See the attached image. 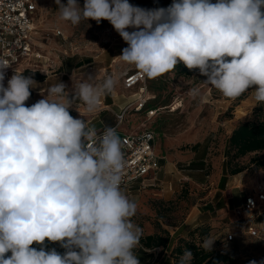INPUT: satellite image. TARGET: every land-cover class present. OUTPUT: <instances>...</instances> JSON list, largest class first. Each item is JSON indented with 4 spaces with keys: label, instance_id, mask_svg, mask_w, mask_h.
<instances>
[{
    "label": "clouds",
    "instance_id": "clouds-1",
    "mask_svg": "<svg viewBox=\"0 0 264 264\" xmlns=\"http://www.w3.org/2000/svg\"><path fill=\"white\" fill-rule=\"evenodd\" d=\"M55 3L59 19L73 25L107 20L128 45L119 60L147 78L182 62L224 97L252 89L264 104V0H172L153 9L129 0ZM11 65L0 60V264H140L134 250L143 230L131 219L137 204L121 190L126 160L116 127L98 136L69 111L79 100L96 113L117 81L73 76L71 97L57 82L29 106L36 81L14 70L5 86ZM46 240L65 252L46 250ZM215 240L206 235L200 246L210 252ZM193 260L185 248L178 264Z\"/></svg>",
    "mask_w": 264,
    "mask_h": 264
},
{
    "label": "rangeland",
    "instance_id": "rangeland-1",
    "mask_svg": "<svg viewBox=\"0 0 264 264\" xmlns=\"http://www.w3.org/2000/svg\"><path fill=\"white\" fill-rule=\"evenodd\" d=\"M61 3L67 4V0H61ZM77 3L82 8L84 0H77ZM129 3L146 9L166 8L171 4L138 0H129ZM57 9L55 0L39 3L37 40L47 57L45 63L40 62L34 68L45 74L46 81L32 77L37 87L30 89L31 96L26 105L43 98L42 92L57 82L67 85L66 91L71 97L73 76L95 77V82L100 83L111 75L117 81L116 87L102 97L96 113H87L79 100L74 101V107L69 111L74 118L84 119L88 127L97 131L110 123L115 124L116 113L138 99V87L133 90L124 87L126 74L138 70L118 58L128 45L107 20L99 24L91 19L82 20L73 25L60 20ZM56 29H61L63 34H55ZM204 80L206 77L199 71L193 75L178 74L177 66L160 77H146V105L141 111L132 106L119 126L121 132L154 130L163 156L162 170L156 180L138 184L133 191L122 190L137 204V212L131 219L142 228L143 237L152 232L166 235L164 231H169L171 245H176L179 237L193 238L200 244L202 237L210 235L216 239L212 251L228 253L235 259V264H246L247 257L263 260L264 241L247 233L248 221L236 215L222 217L213 207L222 203L224 191L228 192L226 188H230L229 192L233 190L231 199L244 201L256 184L264 181V176L255 174L260 168L251 164L255 153L231 159L226 151L229 137L239 123L264 120V106L255 102L252 89L230 99L203 83ZM7 81L4 80L5 86ZM192 89H198V94L193 95ZM237 166L250 168L245 170L246 177L240 186L232 188L229 180L234 177L228 169ZM207 203L213 205L210 204V210H206ZM229 233L238 236L227 240ZM51 244L59 245V242ZM44 245L45 248L48 246ZM34 247L39 249L40 245ZM160 251L153 264H176L172 253L164 248Z\"/></svg>",
    "mask_w": 264,
    "mask_h": 264
},
{
    "label": "built area",
    "instance_id": "built-area-1",
    "mask_svg": "<svg viewBox=\"0 0 264 264\" xmlns=\"http://www.w3.org/2000/svg\"><path fill=\"white\" fill-rule=\"evenodd\" d=\"M41 0H0V60H5L12 65L5 72V79L11 78L14 70L18 73L26 68L40 65L45 58L40 49L37 37L39 25L37 17ZM55 34H63L61 29H56ZM48 61V59H47ZM41 62V63H40ZM45 63V61H44ZM38 69V68H37ZM36 70V69H35ZM146 76L139 71L126 74L124 87L133 90L139 88L137 101L130 102L121 111L116 113L117 133L122 140V151L126 160L123 171L121 190L133 191L135 186L143 185L147 181L156 180L162 170V158L158 145L157 135L152 129L137 131H123L119 126L123 123L126 113L130 108L141 111L148 101ZM133 106V107H132ZM153 109L150 113L153 114ZM105 127L97 131L103 133ZM98 142V141H97ZM90 143H92L90 141ZM264 212V181H259L253 191L245 197L243 203L233 209L234 215L239 219L245 218L247 233L264 241V226L258 217ZM237 233H229L227 240H233ZM255 260L261 264L263 260L247 257L246 264Z\"/></svg>",
    "mask_w": 264,
    "mask_h": 264
},
{
    "label": "trees",
    "instance_id": "trees-1",
    "mask_svg": "<svg viewBox=\"0 0 264 264\" xmlns=\"http://www.w3.org/2000/svg\"><path fill=\"white\" fill-rule=\"evenodd\" d=\"M140 2H155L162 3L168 2L172 3V0H138ZM214 3L215 0H212ZM264 11V9H262ZM230 59V58H229ZM63 71V69L61 70ZM177 71L180 75H193L198 72V70H189L184 64L178 63ZM23 72V73H22ZM24 76H31L35 79L44 80L45 74L41 73L39 70H35L32 68H26L21 71ZM264 106V104H262ZM227 156L232 158H240L246 156L251 153H255V156L252 159V166H256L257 168H264V120L260 121H243L239 123L232 131L227 146ZM229 159V160H231ZM228 160V162H230ZM248 166H237L231 168L228 171L231 174L239 173L243 170L249 169ZM259 221H264V212L261 213L258 217ZM166 235H163L162 232H156L153 235H148L145 237H141V243L145 241V239H151L152 245L155 246H163L167 247L172 239L169 231H164ZM44 243L48 244L46 250H50L55 248L58 252L63 254L65 249L59 245H52L51 242L45 241ZM36 244L34 243L32 247ZM188 248L193 252L194 260L192 264H235V259L231 257L228 253H224L222 251H210L205 252L199 243L193 238L189 237H179L178 242L173 247L171 253L172 256L176 259V264H178L179 256L183 253V250ZM6 256L11 255V253H6Z\"/></svg>",
    "mask_w": 264,
    "mask_h": 264
},
{
    "label": "crops",
    "instance_id": "crops-1",
    "mask_svg": "<svg viewBox=\"0 0 264 264\" xmlns=\"http://www.w3.org/2000/svg\"><path fill=\"white\" fill-rule=\"evenodd\" d=\"M112 59H114V58H112ZM43 81L45 82L46 80L44 79L41 82H43ZM120 109H121V107H120ZM120 109H118V111ZM109 125L112 126V125H114V123L113 124L110 123V124H108L106 126H109ZM244 174H245V170H243V171H241L239 173H236V174H231V176L234 177V179L232 178V180H229V178H228V180L230 181V185H231L232 188H233V186L234 187H239L240 186L241 181L243 180L244 177H246V176H244ZM255 174L257 175V177L264 176V168H260L257 172H255ZM262 179H264V178H262ZM226 189L228 190V192L224 191V198L222 199L223 200L222 203L218 204V205H214L213 208L216 209L217 212L219 214H221L222 217L223 216L233 217L234 216L233 209L235 207L241 205L243 203V201H241V200L237 201V199H231L232 197H234L233 190L232 191L230 190V192H229L230 188L228 187ZM210 204L211 203H207L206 204V206H207L206 210H210L211 209L210 206L212 204L211 205ZM261 223H262V226H264V221H261ZM153 234L154 233L152 232V233L147 234V236L148 235H153ZM174 246H175L174 244L171 245V242L165 248L163 246H155V245H152L151 239H149V240L145 239V241L143 243L140 242V246H138L134 251H135V254L137 255V258L140 261V264H153V263H155L156 257L158 256L159 252H161L160 250H162L164 248L165 251L169 252V254H170ZM168 248L170 249L169 251H168Z\"/></svg>",
    "mask_w": 264,
    "mask_h": 264
}]
</instances>
